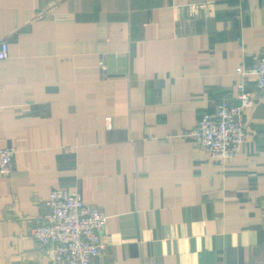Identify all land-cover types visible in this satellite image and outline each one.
I'll return each instance as SVG.
<instances>
[{"label":"crops","instance_id":"obj_1","mask_svg":"<svg viewBox=\"0 0 264 264\" xmlns=\"http://www.w3.org/2000/svg\"><path fill=\"white\" fill-rule=\"evenodd\" d=\"M0 264H55L33 229L54 188L108 215L99 264H264V0H0ZM241 83L223 162L187 132Z\"/></svg>","mask_w":264,"mask_h":264},{"label":"built area","instance_id":"obj_2","mask_svg":"<svg viewBox=\"0 0 264 264\" xmlns=\"http://www.w3.org/2000/svg\"><path fill=\"white\" fill-rule=\"evenodd\" d=\"M10 44L0 32V62L8 58ZM243 79L254 75L257 84L264 88V52L249 66H239ZM253 102L250 91L241 83L234 98L222 97L215 101L213 112L205 111L197 124L187 132L173 137L193 139L195 144L206 149L221 162L232 159L241 143L246 141L245 108ZM16 150L0 146V175L12 171ZM45 201L47 209L43 221L34 229L37 241L47 246L46 253L55 264H99L96 257L106 247L101 233L106 228L108 215L101 208L85 202L81 192L54 188Z\"/></svg>","mask_w":264,"mask_h":264}]
</instances>
